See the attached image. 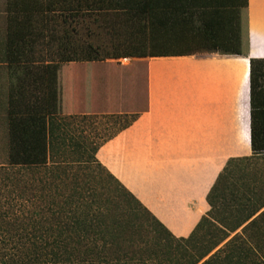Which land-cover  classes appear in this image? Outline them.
I'll return each mask as SVG.
<instances>
[{"label": "trees", "instance_id": "1", "mask_svg": "<svg viewBox=\"0 0 264 264\" xmlns=\"http://www.w3.org/2000/svg\"><path fill=\"white\" fill-rule=\"evenodd\" d=\"M52 3L57 19L43 14ZM4 10L0 264H264V211L258 214L264 185L255 175H240L238 184L226 186L232 168L250 158L227 161L206 196L209 211L188 237L176 238L95 156L136 117L113 128L126 115H46L44 63L144 56L146 0H6ZM108 10L139 17V52H117L114 22L105 44L87 42L90 26L102 30V11ZM76 27L87 37H77ZM253 87L251 80L252 93ZM263 112L252 103V158L264 153ZM98 119L101 132L92 134Z\"/></svg>", "mask_w": 264, "mask_h": 264}, {"label": "crops", "instance_id": "2", "mask_svg": "<svg viewBox=\"0 0 264 264\" xmlns=\"http://www.w3.org/2000/svg\"><path fill=\"white\" fill-rule=\"evenodd\" d=\"M50 10L44 16L57 19L58 5ZM138 19L127 11H102L106 36L109 22L115 23L118 53L140 51ZM144 24L145 55L102 61V82L91 83L89 62H45V112L134 110L135 120L100 146L96 159L174 237L186 238L209 211L206 196L228 160H257L252 175L264 185V153L252 158L250 145L251 105L264 110V0H146ZM60 68L68 78L57 74ZM0 72L4 118L8 73L1 63ZM259 119L264 132V112Z\"/></svg>", "mask_w": 264, "mask_h": 264}, {"label": "rangeland", "instance_id": "3", "mask_svg": "<svg viewBox=\"0 0 264 264\" xmlns=\"http://www.w3.org/2000/svg\"><path fill=\"white\" fill-rule=\"evenodd\" d=\"M2 3H3L2 0H0V10H2V8H4L2 6ZM2 24H3V20H2V16L0 15V26H2ZM76 30L78 32L77 37H80V38H86L87 37V35H86L87 31L84 28H80V27L77 28L76 27ZM90 30H91L90 33L92 34V36H91V38L87 39V42H91L93 45H95L96 43H101V42L103 44H105V42L107 40L105 32H103L101 29H98V27H95L93 25L90 26ZM104 53L105 52H103V54ZM108 53H110V52H108ZM103 54L101 53V55H103ZM87 66H89V68H88L89 72H88L87 76L91 79V83H92V80L102 82V62H92V63H89ZM64 70H65L64 68H60L59 70H57L58 71L57 74L61 73L62 78H64V77L68 78L69 76L66 74L67 71L66 70L64 71ZM85 71H86V68L81 69V74L85 73ZM3 78H4V74L2 72H0V146L5 144V141H6L5 125L3 122V108H2V104L4 103L3 96L5 94V78L4 79ZM48 79H49V83H50L51 71H49V73H48ZM96 89H98V87L95 86V90ZM139 103L141 105V103H143V102L140 101ZM99 106L102 107V101L99 103ZM61 107L62 106L59 104L54 106L55 109H59V110H61ZM93 111H94V113H92V114H96V115H102V113H106L105 110H103V111L102 110H97V111L93 110ZM127 112H129V113L121 114V115H126V117L122 118L120 120V122L117 123L115 125V127H113V128H118L119 126L123 125L125 122H128L130 119L135 117V115L133 114L134 110L127 109ZM114 115H117V113H114ZM101 122H103L102 119L101 120L98 119L92 123V128H95V131L92 132V134H96V133L98 134L101 132V126H100L102 124ZM92 128L90 127L89 129L91 130ZM1 153H2V151L0 150V158H1ZM258 170H259V163L257 160L252 161L250 163L246 162L243 164H239V165L232 168V171H234L233 172L234 176H230L226 186H231L230 184L233 183L234 181H237L236 183L238 184L239 180L241 178L250 177V176H252V174L254 172H258ZM240 175H242L243 177H241Z\"/></svg>", "mask_w": 264, "mask_h": 264}, {"label": "built area", "instance_id": "4", "mask_svg": "<svg viewBox=\"0 0 264 264\" xmlns=\"http://www.w3.org/2000/svg\"><path fill=\"white\" fill-rule=\"evenodd\" d=\"M125 61H127V59L124 58V59L119 60V63H123Z\"/></svg>", "mask_w": 264, "mask_h": 264}]
</instances>
